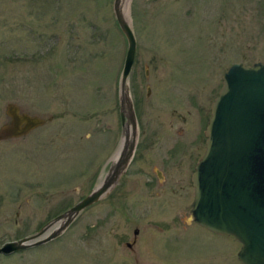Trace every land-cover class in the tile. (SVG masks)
I'll return each mask as SVG.
<instances>
[{"label":"rangeland","instance_id":"rangeland-1","mask_svg":"<svg viewBox=\"0 0 264 264\" xmlns=\"http://www.w3.org/2000/svg\"><path fill=\"white\" fill-rule=\"evenodd\" d=\"M113 2L0 0V126L11 103L46 121L0 142V247L36 234L111 166L122 140L127 48ZM123 9L137 44L130 95L147 121L134 156L144 150L143 133L176 130L179 116L210 104L232 64L264 63V0H124ZM157 152L133 156L112 190L54 240L0 255V264H240L233 238L191 221L188 175L177 194L166 195L171 171L155 186L151 170L164 168Z\"/></svg>","mask_w":264,"mask_h":264},{"label":"water","instance_id":"water-1","mask_svg":"<svg viewBox=\"0 0 264 264\" xmlns=\"http://www.w3.org/2000/svg\"><path fill=\"white\" fill-rule=\"evenodd\" d=\"M123 4L124 0L113 2L115 19L127 44L120 75L119 115L122 138L127 127H131L133 138L90 194L36 234L4 243L0 255L9 256L54 240L81 211L112 190L132 159L137 123L128 77L135 60L136 41ZM210 110L205 151L191 177L192 217L199 226L234 238L240 244V264H264V63L233 64L222 76L221 89ZM5 115L9 122L0 126V142L26 136L46 123L21 112L12 103L5 106ZM133 234L136 236L138 230ZM126 246L130 248L131 244Z\"/></svg>","mask_w":264,"mask_h":264},{"label":"flooded vegetation","instance_id":"flooded-vegetation-1","mask_svg":"<svg viewBox=\"0 0 264 264\" xmlns=\"http://www.w3.org/2000/svg\"><path fill=\"white\" fill-rule=\"evenodd\" d=\"M218 93H219V89L217 90V95ZM216 97L213 98L210 104L208 105L206 104V106L203 104L202 105L200 104L199 106L196 105L195 106L196 112L193 113L196 114L192 117L190 115L189 116L190 119L189 117L187 119L185 116H179L180 117L179 122L181 123V126L178 127L176 130H171V132H167V131L165 132L162 130V127L164 128V126L162 125V127L157 126L160 129L157 131L153 130L154 132H152L151 134L149 133L148 136H146V134L143 133L145 138L147 139L146 144L144 146V150H148V152H151L154 150L155 147H159L162 155L161 157H159L158 152L154 153V156L160 162L159 164L164 167V168H157L154 166L153 169L151 170L155 174V179H156L155 186L158 187V185L162 186L165 184L167 180L164 175L165 170L171 171V175H173V178L169 179L170 188H168V192L166 193V195L169 193V191L170 194L172 195L177 194L178 193V189H176L177 187L180 188V191H182L183 190L182 187L184 183L187 181L186 178L187 175H188L187 184L190 188H192L191 176L195 170L196 165L201 160V157L205 150L206 139H205L204 131L209 120L211 103L214 101ZM136 118L138 122V128L140 129L141 125H144L147 121H145L143 124V122H141V118H138L137 113H136ZM158 141H159V146L157 145ZM144 150L139 152V154L136 152L134 157L137 159L139 157L140 158L143 157ZM183 157L185 158L187 157L189 158V160L184 161L185 159L183 160ZM183 173L184 175H180Z\"/></svg>","mask_w":264,"mask_h":264},{"label":"bare ground","instance_id":"bare-ground-1","mask_svg":"<svg viewBox=\"0 0 264 264\" xmlns=\"http://www.w3.org/2000/svg\"><path fill=\"white\" fill-rule=\"evenodd\" d=\"M133 136H132V130L131 127H127V133L126 135L122 138L121 144L117 152L114 154L112 157L111 161L112 163L116 162L121 155V153L124 151V149L127 147V145L131 142Z\"/></svg>","mask_w":264,"mask_h":264}]
</instances>
